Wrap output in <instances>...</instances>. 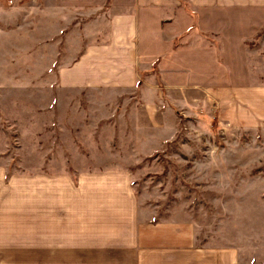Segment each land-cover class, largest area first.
I'll return each instance as SVG.
<instances>
[{"label": "rangeland", "instance_id": "obj_1", "mask_svg": "<svg viewBox=\"0 0 264 264\" xmlns=\"http://www.w3.org/2000/svg\"><path fill=\"white\" fill-rule=\"evenodd\" d=\"M74 2L0 0V164L8 177L128 169L157 217L185 215L206 244L233 249L239 264H264V27L243 45L248 16L215 14L229 24V41L203 33L202 56L187 58L198 72L163 74L155 65L133 92L67 90L60 67L109 31L87 25L90 11L71 9Z\"/></svg>", "mask_w": 264, "mask_h": 264}, {"label": "crops", "instance_id": "obj_2", "mask_svg": "<svg viewBox=\"0 0 264 264\" xmlns=\"http://www.w3.org/2000/svg\"><path fill=\"white\" fill-rule=\"evenodd\" d=\"M75 1L71 9L90 11L82 14L87 25L106 24L109 31L101 43H90L89 35L80 57L60 67L59 86L67 90L133 92L155 65L163 74L198 72L187 58L202 56L203 33L229 39V24L215 14L248 16L238 34L243 45L264 27V0ZM163 43L168 49L160 52ZM74 175L8 177L0 164V264H239L233 249L206 244L195 220L157 217L139 200L128 169Z\"/></svg>", "mask_w": 264, "mask_h": 264}]
</instances>
